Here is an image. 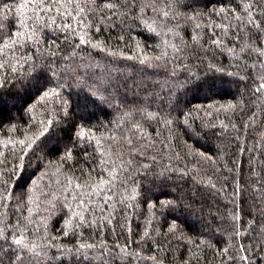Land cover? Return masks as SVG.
<instances>
[{"label":"trees","instance_id":"1","mask_svg":"<svg viewBox=\"0 0 264 264\" xmlns=\"http://www.w3.org/2000/svg\"><path fill=\"white\" fill-rule=\"evenodd\" d=\"M0 25V264H264V0Z\"/></svg>","mask_w":264,"mask_h":264},{"label":"snow or ice","instance_id":"2","mask_svg":"<svg viewBox=\"0 0 264 264\" xmlns=\"http://www.w3.org/2000/svg\"><path fill=\"white\" fill-rule=\"evenodd\" d=\"M53 2H56V0H53ZM2 27H3V26H2V25H0V30H2ZM17 35H19V34L17 33ZM29 39H31V37H29ZM6 46H7V45H6ZM157 59H159V57H157ZM261 87H262V88H264V85H261ZM44 95H48V93H47V92H45V93H44ZM16 243H17V244H19V243H20V241H19V240H17V241H16ZM245 259H246V258H245Z\"/></svg>","mask_w":264,"mask_h":264}]
</instances>
